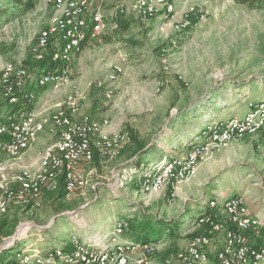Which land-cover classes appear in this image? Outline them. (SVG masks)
I'll use <instances>...</instances> for the list:
<instances>
[{
  "label": "rangeland",
  "instance_id": "374dc122",
  "mask_svg": "<svg viewBox=\"0 0 264 264\" xmlns=\"http://www.w3.org/2000/svg\"><path fill=\"white\" fill-rule=\"evenodd\" d=\"M0 8L10 11L5 24L0 25L1 68L4 62L27 55L28 45L46 26L50 8L45 0H38L33 10L19 15L10 0H0ZM184 20L189 24L179 32L177 26ZM132 22L127 31L101 36L84 46L72 63L69 84L50 89L37 103V116L44 122L38 138L18 158L1 157L0 173L11 179L24 169L38 168L43 150L59 140L51 115L64 105L73 89L79 94L81 114L105 117L115 130L133 131L154 153L139 170L130 167L126 156L83 165L85 187L60 203L44 196L38 210L11 206L0 221L16 220L17 226L27 223L30 230L13 241L14 230L0 238V245L21 247L24 255L25 251L30 254L62 246L71 236L106 233L128 216L183 217L196 205L193 200L204 194L208 199L213 189H232L228 195L232 196L246 188L248 195L264 197V189L254 184L259 182L256 176L264 175V157L246 142L211 150L199 161L193 178L171 182L150 195L143 194L138 184L139 176L154 166L183 159L193 145H204L202 133L207 126L242 118L249 102L264 101V4L250 8L238 0H177L168 17L134 18ZM165 45L170 50L162 55ZM115 66L122 72L110 80ZM159 81L163 85L158 88ZM98 82L108 83L113 96L107 98ZM5 107L12 109L11 105ZM116 170L124 173L126 180L112 193L108 185ZM180 222L178 233L182 234L189 222L186 217ZM156 237L154 233L142 234L134 241ZM173 243H177L175 238L173 242L165 238L156 259L160 260Z\"/></svg>",
  "mask_w": 264,
  "mask_h": 264
},
{
  "label": "built area",
  "instance_id": "2783aa9c",
  "mask_svg": "<svg viewBox=\"0 0 264 264\" xmlns=\"http://www.w3.org/2000/svg\"><path fill=\"white\" fill-rule=\"evenodd\" d=\"M50 8L46 26L38 30L23 58L4 62L0 68V95L10 105L21 99L34 100L28 85L52 90L69 84L72 63L84 46L101 36L113 35L119 22L126 18L150 20L172 14L177 0H45ZM189 22L177 26L179 32ZM175 42H172V47ZM170 46L161 48L162 55ZM29 58L39 63L48 58L49 69L31 71L25 64ZM122 72L115 66L110 80ZM110 83V82H109ZM107 98L113 96L108 83L97 84ZM158 88L163 82L157 83ZM79 94L73 89L64 105L51 115V124L59 129V140L46 147L35 171L22 170L9 179L0 173V217L11 206L38 210L45 194L54 192L60 177L64 181V198L69 199L85 187L81 175L83 165L116 159L130 142L129 132L115 130L107 118H93L79 112ZM37 103H41L39 100ZM38 104V105H39ZM37 105V106H38ZM36 108L0 121V158H18L36 141L43 129ZM205 144L193 145L183 159L164 161L152 171L139 176L143 194L150 195L171 182L193 178L199 161L211 150L225 148L245 137L256 140V149L264 153V101L249 102L242 118L232 117L207 126ZM108 185L116 193L126 180L124 173L114 171ZM208 210L190 220L186 234L192 235L184 246L163 260L156 244L125 241V219L116 221L106 233L82 238L71 236L68 243L41 251L18 255L17 264H264V220L252 213L244 194L223 200H209ZM33 228V227H32ZM30 226L18 224L11 239L25 236ZM10 242H12L10 240ZM11 244L0 245L2 247ZM166 251V250H164ZM163 251V252H164Z\"/></svg>",
  "mask_w": 264,
  "mask_h": 264
},
{
  "label": "trees",
  "instance_id": "16d2710c",
  "mask_svg": "<svg viewBox=\"0 0 264 264\" xmlns=\"http://www.w3.org/2000/svg\"><path fill=\"white\" fill-rule=\"evenodd\" d=\"M14 3L15 6H17V12L16 14L25 13L30 10H33L36 6V3L38 0H10ZM239 4L247 5L250 8H256V7H262L264 4V0H238ZM10 11L7 9H1L0 8V25L5 24L6 17H8L10 14ZM12 14L11 16H13ZM133 21V18L129 17L126 19H122L119 22L118 30L115 33L119 32H125L130 27L131 23ZM1 27V26H0ZM108 36V35H107ZM112 36V35H110ZM31 65H30V64ZM25 64L30 67L31 71H36V69H49L51 67V64L49 63L48 58L43 60L39 63H33L29 61V58L25 61ZM34 64V66H32ZM51 87H45V88H36L34 86L27 88L28 91L33 92L34 100H28V99H21L16 105H11L12 109L7 110L6 105H10L6 99H4L0 95V121L5 120L7 117H12L19 115L21 113H30L37 107V102L43 98V96L46 94L45 92L49 91ZM130 135V142L128 145L125 146V148L120 152V157L126 156L127 161L131 162L130 167L136 168L139 170V168L145 164V159L148 154L152 152V146H146L143 142H141L139 139H137L136 134L128 130ZM93 164H98V160L96 157L93 159ZM58 187L54 192L47 193L45 196L51 197L55 202H62L65 200L64 198V181L63 178L60 177L58 180ZM15 207V206H13ZM63 207H66L63 205ZM20 208V207H17ZM21 209V208H20ZM5 216V215H4ZM2 217V216H1ZM175 220H171V222H167L163 218H156L150 215H144L140 217H132L129 219H126L127 222V231L125 237L130 239L132 242L135 238L139 237L142 234H148V233H154L157 234L156 239L154 240H145L140 243H146V244H156L159 241H164L165 238H171L174 236V232H176V228L178 223L174 222ZM17 226L16 220H1L0 221V238L3 236H10L15 230V227ZM161 226V227H160ZM192 235L188 234V237L190 238ZM176 245L171 246L168 250H166L164 253L161 254L160 259H164L169 253L174 252L176 250ZM10 251H13L11 254ZM22 253V248L17 246H6L2 247L0 249V264H17L18 259L16 257Z\"/></svg>",
  "mask_w": 264,
  "mask_h": 264
},
{
  "label": "crops",
  "instance_id": "0c3cea01",
  "mask_svg": "<svg viewBox=\"0 0 264 264\" xmlns=\"http://www.w3.org/2000/svg\"><path fill=\"white\" fill-rule=\"evenodd\" d=\"M29 87H32V85L31 84L28 85L27 88H29ZM231 114H233V113H231ZM232 116H234V115H232ZM91 117L96 118V119L105 118V117H96V116H91ZM219 118H222V116H220ZM239 142H246L251 150L253 149V150L259 152V150H257L255 147L256 146V140L254 138L245 137L243 140H241ZM230 150H232V152L234 153L235 147H232ZM230 150L227 152L228 155H231V153H232V152L230 153ZM153 153H154V151L152 150V152L147 155L146 159L149 158L150 155H152ZM259 153L264 157L262 152H259ZM251 174L256 176L253 172L249 173V175H251ZM251 177L249 176V178H251ZM256 178L259 180V182L254 183V184L259 185L261 189H264V175L259 176V177L256 176ZM137 186H138V184H137ZM213 190H214V192L210 195V197L208 199H205V194H204L203 196L199 197L197 200H193L196 203V205H194V207L191 210H189L187 213H185V215L183 217L181 216L178 218V216H176V217H171V218H167V219L163 218L167 222H171V220H175L174 222L178 223L177 228H176L177 232L174 234L173 237H171V238L169 237L170 239H172V242L174 241V238L176 239L177 243L176 244L173 243L172 245L184 246L189 239L188 235L186 234L187 231H184V233H182V234L178 233L180 227H182V226H180L181 225L180 223H182V222H180L181 219L183 220L184 217H186L188 222H190V220L194 219L195 217L203 214L204 212H206L208 210L207 203L209 200H212V199L223 200L225 198H229L230 196H228V195L232 189L231 190L230 189H226V190L213 189ZM238 192H240V191H238ZM236 194H244L247 198L248 205H249L252 213H254L255 215H258L259 217H261L264 220V197L262 199H258L254 196L248 195L246 188L241 193H236ZM236 194H234V195H236ZM132 217L133 216H128L126 219H129ZM186 230H188V226H187ZM123 239L125 241H131L130 239H128L127 237H124V236H123Z\"/></svg>",
  "mask_w": 264,
  "mask_h": 264
}]
</instances>
